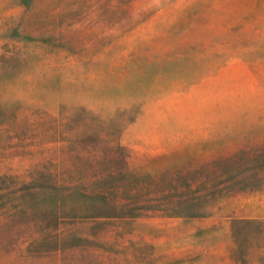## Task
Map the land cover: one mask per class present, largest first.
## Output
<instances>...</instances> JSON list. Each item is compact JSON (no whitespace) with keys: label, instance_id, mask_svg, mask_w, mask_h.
I'll return each instance as SVG.
<instances>
[{"label":"rangeland","instance_id":"1","mask_svg":"<svg viewBox=\"0 0 264 264\" xmlns=\"http://www.w3.org/2000/svg\"><path fill=\"white\" fill-rule=\"evenodd\" d=\"M0 264H264V0H0Z\"/></svg>","mask_w":264,"mask_h":264},{"label":"trees","instance_id":"2","mask_svg":"<svg viewBox=\"0 0 264 264\" xmlns=\"http://www.w3.org/2000/svg\"><path fill=\"white\" fill-rule=\"evenodd\" d=\"M194 199H198V197H185V198H178L175 200V204H180L181 202H185V201H192ZM117 205L122 206V201H119L117 203H115ZM169 215H175V216H183V215H187V216H195V215H200L202 213H193V212H178V211H174L171 213H168ZM137 213H132V212H118V213H92V214H87V216L89 217H95V218H101V217H134L136 216Z\"/></svg>","mask_w":264,"mask_h":264}]
</instances>
